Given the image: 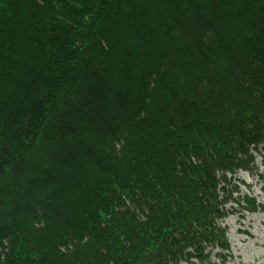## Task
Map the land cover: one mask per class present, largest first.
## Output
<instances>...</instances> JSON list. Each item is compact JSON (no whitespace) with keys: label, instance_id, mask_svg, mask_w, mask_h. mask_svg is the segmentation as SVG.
Listing matches in <instances>:
<instances>
[{"label":"trees","instance_id":"16d2710c","mask_svg":"<svg viewBox=\"0 0 264 264\" xmlns=\"http://www.w3.org/2000/svg\"><path fill=\"white\" fill-rule=\"evenodd\" d=\"M258 156L264 0H0V264L209 263Z\"/></svg>","mask_w":264,"mask_h":264},{"label":"rangeland","instance_id":"374dc122","mask_svg":"<svg viewBox=\"0 0 264 264\" xmlns=\"http://www.w3.org/2000/svg\"><path fill=\"white\" fill-rule=\"evenodd\" d=\"M262 162V157L258 156V172L250 174L241 171L236 176V182L243 183H238L240 198L251 199L259 208L255 212H248L235 205L234 210H231L222 223V227L227 231V251L222 253V257L214 255L209 263L203 264H264V165Z\"/></svg>","mask_w":264,"mask_h":264},{"label":"bare ground","instance_id":"6f19581e","mask_svg":"<svg viewBox=\"0 0 264 264\" xmlns=\"http://www.w3.org/2000/svg\"><path fill=\"white\" fill-rule=\"evenodd\" d=\"M253 237V236H252Z\"/></svg>","mask_w":264,"mask_h":264}]
</instances>
